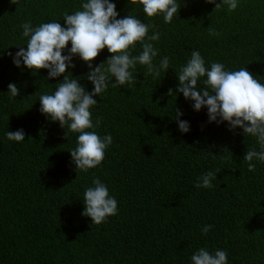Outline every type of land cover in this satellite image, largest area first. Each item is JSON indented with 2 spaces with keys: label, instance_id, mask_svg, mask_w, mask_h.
Wrapping results in <instances>:
<instances>
[{
  "label": "trees",
  "instance_id": "1",
  "mask_svg": "<svg viewBox=\"0 0 264 264\" xmlns=\"http://www.w3.org/2000/svg\"><path fill=\"white\" fill-rule=\"evenodd\" d=\"M84 2L0 0V264H192L201 248L225 251L227 264H264V162L254 159L249 171L243 159L247 151H261L257 138L230 130L226 121L208 122L206 107L195 111L194 101L176 91L193 51L208 70L212 63L228 71L246 67L264 83V0H237L231 11L226 4L217 9L206 0H177L181 7L171 23L163 14L148 17L142 5L110 0L117 18L136 16L150 25L148 36L159 33L151 41L158 49L152 63L159 67L167 57L170 68L156 76L137 63L130 84L114 86L113 78L94 97L91 119L99 125L87 131L110 135L112 143L87 172L76 171L70 155L79 134L40 112L39 97L54 94L64 74L48 78L47 69L17 67L7 55L26 48L24 23L65 26V13L82 10ZM130 52L141 54V43ZM110 55L103 49L93 68L104 62L107 68ZM72 64L65 75L91 92V69L78 55ZM9 83L19 89L15 98ZM176 110L189 132L178 130ZM20 129L25 140L7 139L8 131ZM217 170L211 188L196 187ZM94 179L117 201V213L99 225L82 215ZM206 225L211 228L203 234Z\"/></svg>",
  "mask_w": 264,
  "mask_h": 264
},
{
  "label": "clouds",
  "instance_id": "2",
  "mask_svg": "<svg viewBox=\"0 0 264 264\" xmlns=\"http://www.w3.org/2000/svg\"><path fill=\"white\" fill-rule=\"evenodd\" d=\"M15 4V0H10ZM215 4L219 9L226 4L229 10L237 8V0H206ZM131 6L143 7V12L148 17L163 14L165 23H171L173 17L178 15L181 3L177 0H128ZM82 10L73 14L65 13L63 21L42 23L36 28L30 22L24 23L22 36L29 37L26 48L17 46L19 50L12 56L13 64L20 67L21 63L29 69L48 70V78H56L63 75V83L59 84L54 94H44L39 97L40 112L51 121H58L64 128L67 123L72 133H78L77 147L70 152L76 171L87 172L99 165L105 154V149L112 143L110 135L103 139L93 131H87L99 125H94L91 119L90 108L97 104L94 97L103 93L108 83L115 81L114 86L130 84L133 80L130 69H135L136 64L147 66L149 74L160 75L170 68L169 59L164 57L159 67L153 65V58L157 56L158 49L153 47L151 41L159 39L156 32L148 36L149 27L136 16L127 15L117 18L115 3L110 0H86L81 5ZM210 35H218L211 32ZM68 55H62V51L68 47ZM140 42L142 52L138 56H132L130 49ZM107 48L111 54L106 60L107 68H102L101 63L93 68L92 61ZM78 55L91 69L86 78L93 85L91 92L78 83L77 79H71L65 75L72 64L73 56ZM203 87L198 88V80L205 77ZM177 92L182 93L186 100L194 101L192 105L195 111L202 107L207 108L208 122H228L230 130L237 127L243 130V134L256 137L261 151L250 150L245 153L243 159L248 162V170L255 171L252 161L264 162V83H261L246 67L240 70L228 71L222 63H212L210 70L205 68V61L199 51H193L191 58L180 69ZM10 98L20 94L15 83L8 84ZM173 93L169 90V94ZM182 113L176 110L175 120L178 130L187 133L190 125L187 121L180 120ZM7 139L21 142L25 140L22 129L8 131ZM215 173L209 171L201 177V183L196 187L211 188L212 180L216 179ZM94 187L84 192V211L82 215L90 217L92 225L102 224L107 217L117 213V201L109 196L107 187L99 180L92 181ZM211 225L202 229L207 234ZM192 264H227V253L216 250L214 255L201 248L191 257Z\"/></svg>",
  "mask_w": 264,
  "mask_h": 264
}]
</instances>
